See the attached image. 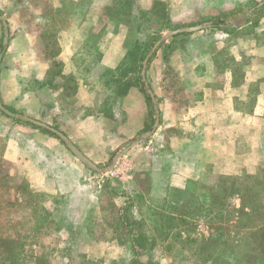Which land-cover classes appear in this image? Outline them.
Returning <instances> with one entry per match:
<instances>
[{
    "label": "rangeland",
    "instance_id": "rangeland-1",
    "mask_svg": "<svg viewBox=\"0 0 264 264\" xmlns=\"http://www.w3.org/2000/svg\"><path fill=\"white\" fill-rule=\"evenodd\" d=\"M156 1L0 0V15L7 20L11 46L5 53L6 58L14 54V58H40L42 61L44 59L50 61L52 60L50 52L53 51V47L52 43L47 45L49 37L52 36L53 42L56 40L59 46V57L64 49H67L63 55L65 58H78L82 73L95 70L97 75L92 76L93 82L100 85L102 81L113 94V100H105V96L100 97L99 92L100 108L109 112L113 107H121L123 98H129L131 100L129 104L137 96L144 100L149 114L147 125L141 133L130 138L125 137L121 140V145H116L115 142L114 145H107L105 150L96 152L97 155H94L91 149L85 150L88 155H94L88 159L101 169H107L118 153L152 130L155 118L154 104L152 101L147 103L148 95L140 90V85L135 81L137 68L134 63L142 60V64L153 47L149 48L153 40L157 37L160 39L169 31L197 26L205 22L223 24L225 28L243 27L241 32L251 35L256 32L254 27L264 22V12L260 10L264 0H166L160 1L165 4V14L159 12L157 17L153 15ZM210 29L221 30L214 27L206 30ZM187 35L190 34L172 37L161 44L162 47L158 48L148 62L145 82L140 80L139 84H146L149 87L157 103V99L162 100L168 95L174 97L177 95L182 99L183 96L185 97L179 93L181 92L180 83L167 61L177 48L193 49L199 48V45H206L202 42L195 44V41L191 42L190 39L183 41V37ZM2 36L0 24V49ZM255 36L259 41L262 39L259 35ZM31 43L32 45H29ZM28 62L29 60H26V64ZM96 62L98 68L94 66ZM52 72L53 70L47 78L49 82V79L53 77ZM63 81L62 86L66 83L65 80ZM72 83L70 85L69 82L67 83L68 88L63 91V99L67 96L71 97L75 89V83ZM41 85L42 81L34 83L36 94L42 99L45 98V89ZM186 96L192 99L191 94ZM45 101L41 102L42 106L49 103ZM2 104L8 110L11 109L12 105L8 102ZM14 111L60 131L55 122L48 124L41 117L33 118L21 111ZM110 112L108 114H112ZM15 121L20 120L9 118L0 112V195L3 201L13 200L10 187L26 181L16 174L13 164L3 159L6 135L20 125ZM155 133L157 129L145 141L128 150L116 161L113 170L109 173H94L71 155L75 160L76 169L80 168L87 174L86 176L95 180L99 190L98 205L104 217L103 222L92 217L87 220V226L92 231L89 234L91 239L98 243L116 240L118 244H121L122 240L127 248L119 250L108 246L107 249L92 257L78 254L72 246L73 243L70 245L72 241L66 233L56 234L58 229L69 224L62 222L60 218L62 215L57 214L56 209L51 211L46 208L55 218L51 226L40 232V242L44 247L48 264H206L193 255L195 247L187 243L186 239L193 237L195 240H200L210 234H216L215 227L230 219L227 214L225 213L223 219H217L214 214L205 218L190 216L188 220L192 227L190 231H185L183 227L178 226V221L170 228L167 227V223L163 224L157 217V213L165 214V217L183 214L182 203L189 199L191 194L197 195L201 204L205 203L208 189H215L223 178H227L228 183L235 181L237 184H245L247 181L244 175L223 178L208 176L201 181H188L187 190L184 191H157V178L148 170L153 168V163L157 161L155 159L151 161L155 154L152 142ZM51 138L55 137L51 136ZM57 140L59 146L70 154L63 143ZM52 151V157L57 156L59 166L70 167L63 160V156L62 159L59 157V152L54 149ZM259 176L264 177V174ZM85 183L88 182L85 181ZM41 197L45 199L43 204L45 206L47 200L43 195ZM54 200L58 201L59 198ZM228 204L231 209H234L238 200L234 198L228 201ZM16 215L17 213L12 218L16 219ZM230 220L231 223L224 225V228L229 230L226 238L229 236L232 241L241 240L243 230L235 228L237 219L234 216ZM20 229L18 227L16 230ZM179 233L181 239H176ZM110 236L115 239L111 240ZM231 264L234 263L231 262Z\"/></svg>",
    "mask_w": 264,
    "mask_h": 264
},
{
    "label": "crops",
    "instance_id": "crops-1",
    "mask_svg": "<svg viewBox=\"0 0 264 264\" xmlns=\"http://www.w3.org/2000/svg\"><path fill=\"white\" fill-rule=\"evenodd\" d=\"M233 29L187 35L183 41L190 39L207 46L177 48L167 61L180 83L179 93L185 97L157 99L159 126L150 140L155 151L151 161H157L148 169L157 178V191H184L188 181L208 176L264 174V22L256 25L251 35L241 32L243 27ZM66 51L56 58L62 64L61 75L50 78V82L47 78L52 60L14 58V54L6 58V54L0 65L1 102L33 118L41 117L48 124L55 122L87 158L107 145H121L125 137L141 133L149 114L144 100L137 96V103L134 99L129 104L131 100L123 98L121 107H113L108 114L99 107L98 94L105 100H113V94L102 81L100 85L93 82L95 70L82 73L78 58H65ZM94 66L98 68L97 62ZM68 78L75 83L76 91L63 99L65 87L61 83ZM39 81L45 89L42 99L34 89ZM189 94L192 99L186 96ZM43 100L49 103L42 106ZM12 130L6 135L3 159L14 165L16 174L32 190L46 198L45 208L56 209L62 222L69 224L56 234L66 233L75 251L89 257L108 246L126 249L127 245L116 240L98 243L91 239L87 220L92 217L103 222L104 217L98 205L99 190L95 180L76 169L72 154L59 146L57 139L30 126L20 124ZM52 149L70 167L59 166ZM90 149L94 155L85 153ZM234 198L238 208L240 200H230Z\"/></svg>",
    "mask_w": 264,
    "mask_h": 264
},
{
    "label": "trees",
    "instance_id": "trees-1",
    "mask_svg": "<svg viewBox=\"0 0 264 264\" xmlns=\"http://www.w3.org/2000/svg\"><path fill=\"white\" fill-rule=\"evenodd\" d=\"M154 8V16L157 17L159 12L165 14L164 3L156 1ZM260 10L264 12V4ZM212 27L225 32H234L233 28H225L223 24L215 22H213ZM158 39L159 37L153 40L149 48ZM48 40L47 46L52 43L53 47V51L50 52L51 70H53V77H57L61 75L62 70L61 62L56 61L60 49L57 41L54 40L53 42L52 36ZM141 61L134 63L137 68L135 81L140 85V90L143 92L145 91L144 86L139 84ZM65 82V90L68 88V82L69 85L73 84V80L69 78L65 79ZM75 91L76 88L72 91L71 96ZM146 97L149 104L151 100L149 96ZM9 110L15 112L13 109ZM15 122L55 137L50 132L29 123ZM226 179H221L215 189H208L205 203L201 204L199 197L191 194L189 199L182 203L183 214L165 217V214L157 213V217L163 224L167 223L166 226L169 228L178 221L179 227H183L185 231H190V227H192L188 220L190 216L205 218L214 214L217 219H223L225 213L230 219L235 216L237 219L235 228L243 230L241 240L232 241L229 236L226 238L229 230L224 228V225L231 223V220L228 219V221L221 222L223 226L219 223L220 225L215 227L216 234H210L200 240H195L193 237L186 239L187 243L195 247L193 255L206 264H231V262L234 264H264V177L244 175V179L247 181L245 184H237L235 181L228 183ZM9 189L12 190L13 200L3 201L2 195H0V264H48L44 247L40 242V232L55 222L53 213L43 206L45 199L41 197L42 194L32 190L27 181ZM233 197L240 200V205L238 208L231 209L228 201ZM15 213H17V218L13 219L12 216ZM18 227L21 229L16 230ZM176 239H181L180 233L177 234ZM123 244L121 240V245Z\"/></svg>",
    "mask_w": 264,
    "mask_h": 264
},
{
    "label": "water",
    "instance_id": "water-1",
    "mask_svg": "<svg viewBox=\"0 0 264 264\" xmlns=\"http://www.w3.org/2000/svg\"><path fill=\"white\" fill-rule=\"evenodd\" d=\"M0 24L2 26V43H1V49H0V65L2 62V59L5 55V52L8 48V42H9V28L7 24V20L4 16L0 15ZM213 26V23L205 22L197 26H192V27H187V28H181V29H176L169 31L166 33L164 36H162L158 41L155 42L149 53L146 55L142 62V69L140 72V77L141 81L144 83L145 82V73H146V68L148 65V62L151 58V56L158 50V48L166 42L168 39L183 35V34H193L199 31H203L206 29H209ZM144 86L146 94L149 96L150 100L154 104V112H155V118H154V123L152 126V130L150 132H147L145 135L142 136L140 140H137L135 142H131L125 150H123L121 153H118L114 159L112 164L107 168V169H101L99 168L96 164H94L92 161H90L68 138L67 136L62 133L61 131L43 123L38 120L29 118L25 115L19 114V113H14L8 110L1 102L0 100V112L8 116L9 118L15 119V120H20L25 123H29L37 128L44 129L51 134H53L55 137H57L61 143L66 147V149L82 164L84 165L87 169L90 171L97 173V174H103V173H109L113 170L116 161L122 157L128 150L131 148L139 145L141 142L145 141L151 134L158 128L159 126V110L157 108V102L155 100V97L152 93V91L149 89V87L145 84H142Z\"/></svg>",
    "mask_w": 264,
    "mask_h": 264
}]
</instances>
